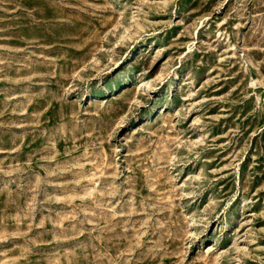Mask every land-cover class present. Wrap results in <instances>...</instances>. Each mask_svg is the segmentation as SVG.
<instances>
[{"label": "rangeland", "instance_id": "obj_1", "mask_svg": "<svg viewBox=\"0 0 264 264\" xmlns=\"http://www.w3.org/2000/svg\"><path fill=\"white\" fill-rule=\"evenodd\" d=\"M0 264H264V0H0Z\"/></svg>", "mask_w": 264, "mask_h": 264}]
</instances>
